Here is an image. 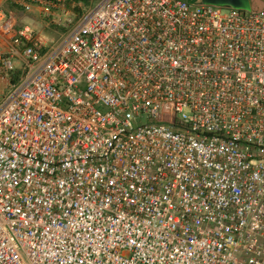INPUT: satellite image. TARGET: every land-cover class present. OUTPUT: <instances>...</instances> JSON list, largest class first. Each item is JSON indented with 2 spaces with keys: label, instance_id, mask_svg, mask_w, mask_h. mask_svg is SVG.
Here are the masks:
<instances>
[{
  "label": "built area",
  "instance_id": "2783aa9c",
  "mask_svg": "<svg viewBox=\"0 0 264 264\" xmlns=\"http://www.w3.org/2000/svg\"><path fill=\"white\" fill-rule=\"evenodd\" d=\"M82 1L0 3V264H264V5Z\"/></svg>",
  "mask_w": 264,
  "mask_h": 264
},
{
  "label": "rangeland",
  "instance_id": "374dc122",
  "mask_svg": "<svg viewBox=\"0 0 264 264\" xmlns=\"http://www.w3.org/2000/svg\"><path fill=\"white\" fill-rule=\"evenodd\" d=\"M189 4H195L197 3L199 0H186ZM84 5H89L90 4V0H83L82 1ZM251 2V7H258V6H262L264 5V0H250ZM227 8L223 7V11H226ZM23 18L22 21L24 24H32L30 26H34L37 30H39L43 35H45V37L47 39H57V37L60 34V31L58 30V28L52 26V25H47L46 22L43 21H39V20H34V21H28V20H24V17L26 18V15L22 14L21 16ZM167 118H171V116H168Z\"/></svg>",
  "mask_w": 264,
  "mask_h": 264
},
{
  "label": "water",
  "instance_id": "95a60500",
  "mask_svg": "<svg viewBox=\"0 0 264 264\" xmlns=\"http://www.w3.org/2000/svg\"><path fill=\"white\" fill-rule=\"evenodd\" d=\"M204 4L230 6L237 9H249L250 0H200Z\"/></svg>",
  "mask_w": 264,
  "mask_h": 264
},
{
  "label": "crops",
  "instance_id": "0c3cea01",
  "mask_svg": "<svg viewBox=\"0 0 264 264\" xmlns=\"http://www.w3.org/2000/svg\"><path fill=\"white\" fill-rule=\"evenodd\" d=\"M3 0H0V3L2 2Z\"/></svg>",
  "mask_w": 264,
  "mask_h": 264
},
{
  "label": "clouds",
  "instance_id": "9594fccd",
  "mask_svg": "<svg viewBox=\"0 0 264 264\" xmlns=\"http://www.w3.org/2000/svg\"><path fill=\"white\" fill-rule=\"evenodd\" d=\"M250 4H251V2H250Z\"/></svg>",
  "mask_w": 264,
  "mask_h": 264
}]
</instances>
